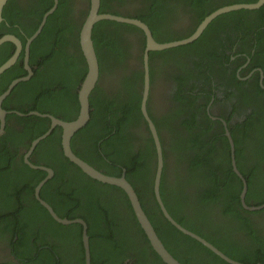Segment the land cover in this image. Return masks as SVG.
I'll return each instance as SVG.
<instances>
[{"label":"trees","instance_id":"trees-1","mask_svg":"<svg viewBox=\"0 0 264 264\" xmlns=\"http://www.w3.org/2000/svg\"><path fill=\"white\" fill-rule=\"evenodd\" d=\"M117 1L123 3L126 0ZM251 1L255 0H143V8H137L134 13L136 18L150 27L156 40L168 41L186 37L206 14L218 6ZM107 2L108 0H100L99 12L120 15L116 11H109L112 6ZM70 3L71 0H58L57 7L47 16L42 31L30 48L29 64L33 68V74L30 79L14 86L2 102L5 110L21 113L37 110L51 113L62 120H71L77 116V91L87 68L80 44V31L84 22L78 25L69 18L68 12L72 11ZM52 4L53 0H28L26 6L22 7L18 0H8L2 9L0 37L14 34L25 44L27 38L37 30L43 13ZM181 9L183 11H178ZM185 11L191 15L190 23H194L188 33L181 35L177 30H163L164 24H170L180 12L186 15ZM134 28L139 29L135 25L112 20H101L95 25L93 40L100 76L110 69L109 63L117 64V60L124 61L126 57H130L127 49L131 48L133 42L127 34ZM224 34L228 38L239 37L250 47L255 46L253 58L264 72V3L256 9L240 8L221 13L208 23L196 39L186 45L150 52L149 61L154 56H162L164 62L171 58L180 66V77H177L180 93H175L174 97L185 108L186 66L191 70L201 67L202 57L209 56L208 47H213L214 39L221 40ZM141 41L144 50L145 36L144 39L141 37ZM14 49L13 42H5L0 46V65L14 53ZM206 50L208 52L204 53ZM216 55L217 52L212 56ZM23 56L24 51L15 64L0 74V94L12 79L26 74ZM183 57H186V62ZM149 70L150 81L154 71L150 64ZM137 75L138 73L120 78L119 87L113 96L96 83L89 96L90 118L85 126L74 133L71 138L72 145L74 146V137L80 135L86 139V148L81 147L82 152L94 159L89 161L98 170L103 168L102 172L114 176H121L126 171V179L134 188L159 238L181 263L191 264L190 253L199 256L202 250L209 256L212 254L214 259L209 257L212 264H232L193 236L178 230L164 218L157 203L156 207L146 206L149 192L154 199L152 188L157 154L153 136L136 131L140 130L136 127L141 126L142 121L145 124L144 120H140L142 73L140 79H135ZM256 88L259 91H251L243 97L240 94L239 103H247L246 99H251L257 108L232 131L237 165L247 179V204L264 202V185L260 187L255 184L254 167L244 169L241 166L245 158L244 149L250 145H253L257 165L258 162H264V99L260 97L263 96L260 93L264 94V91L259 85ZM195 93L201 94L199 91ZM193 104L188 100L189 106L186 110H189L182 122L186 126L187 135L183 137L177 134V138L171 139L173 143H166L161 139L164 153V170L159 188L161 199L180 225L202 235L230 257L245 264H264V237L257 235L249 217L253 212L263 211L264 207L249 210L242 206V181L231 169L229 144L224 130L214 129L213 136L206 133L208 131H205L203 123L208 121L196 122ZM166 115L165 113L161 118L162 124L155 123L156 130L164 129L170 118ZM5 120L7 124L5 123L4 132L0 135V242L7 241L11 254L17 259L15 264H85L82 226L58 223L35 199L34 188L46 177L47 171L33 168L24 160L31 141L48 128L49 118L19 116L13 112L8 113ZM9 120H16L17 127L8 124ZM193 125L198 128L193 129ZM61 131L56 125L39 141L30 160L36 165H47L54 169V175L41 187L40 197L50 203L59 217H78L86 222L92 264H122L128 255L136 258V264H166L151 245L150 251L147 248L149 240L134 215L126 193L118 186L91 178L70 161L64 155ZM220 137L226 141L217 146L215 139ZM139 139L144 141V147L140 146L133 151L132 143ZM177 142H183V149L175 145ZM163 143L169 145L164 147ZM73 150L76 151L74 147ZM168 150L177 160L179 171L181 169L178 165H186L185 194L178 185L168 188L169 182L164 177L170 164ZM218 150L221 151L220 159L211 156ZM77 155L83 159L81 152L77 151ZM258 182L262 183L261 178ZM192 194L193 197L189 198ZM187 198L194 204L195 214L187 213ZM210 217L218 221L210 230L204 231L197 223ZM225 225L231 229L224 231L222 237L215 236L214 234L222 232L220 226ZM239 231L247 236L245 242L226 240L231 233L237 234ZM120 232L126 235L134 232L136 244H141L142 248L138 246L137 251L131 250L128 253L123 245V237L118 236ZM252 239L256 241L255 244H252ZM185 248L188 257L183 253ZM181 254L185 256H180Z\"/></svg>","mask_w":264,"mask_h":264},{"label":"flooded vegetation","instance_id":"flooded-vegetation-1","mask_svg":"<svg viewBox=\"0 0 264 264\" xmlns=\"http://www.w3.org/2000/svg\"><path fill=\"white\" fill-rule=\"evenodd\" d=\"M142 1L143 0H126L123 3H121L120 1L117 0H108L107 4L112 6V9H109V11H116L120 15L136 18L134 10H136L137 8H143ZM27 2L28 0H18V3H20L22 7H25ZM90 4H91L90 0H71L70 7L72 8V11L68 12L69 18L73 22L78 23V25L85 22L86 17L88 16L90 11ZM178 11H183V9ZM191 20H192L191 15L188 12H186V15L180 12L179 15L175 18V20H173L170 24H164L165 28L163 29L162 27V29L166 31L177 30L180 33H182L181 35H183L184 32L188 33L189 29L191 30V27H193L194 23L193 24L190 23ZM152 35L155 38L153 32ZM127 36L133 42L131 48L127 49L130 57H126L124 61L117 60V64L109 63L110 69L102 73L101 76L99 75L100 80L98 79L99 81H97V84L102 86L103 89L106 91V93H108L110 96H113L112 94L116 92L119 87L120 78H123L124 76H131L132 74L138 73L135 79H140V75L142 73V82L140 83L141 84L140 95L142 98L143 77H144V69H145V63L143 57L146 49L143 50L141 37L142 39H144L145 36L146 45H147V37L144 31L141 30L140 28L139 29L134 28L130 33L127 34ZM25 44L23 50L21 51V54L24 51V56L22 60L24 69H25L24 60L26 56ZM208 48H209V56L205 55V57L204 56L202 57L201 67H194L195 70H191L188 66H186V92H185L187 97L186 108L189 106L188 100L194 103L192 106L194 108L193 111L195 118L197 119L196 122L198 123L201 122L202 120L208 121L203 123V126L206 129L205 131H208L206 133H210L212 135L214 129L217 130L219 128H223L224 130L223 133L226 135L227 137L226 139L229 144L228 155H229V160L231 161V169H233L232 160H231L230 139L226 134V128L231 132V135L233 137L232 131L239 125V123L245 121L247 116L251 112H253L252 111L253 109L257 108L256 105L254 106L255 103L254 100L246 99L247 103L244 102L239 103V99L241 93L243 97V95H245L246 93H251V91H259L257 90L256 85H259L264 91V72L262 70V67L257 64L256 59L253 58L255 56L256 47L255 46L250 47V45L247 43L244 44L239 37L237 38L235 36H232L231 38H228L227 35L224 34V37L221 38V40L214 39V46ZM16 49L17 47L15 45L14 52L16 51ZM249 50L250 53L248 54ZM150 52L152 51H149V55ZM207 52L208 50L204 51V53ZM215 52H217L218 55L212 56ZM221 54L222 57H220ZM183 59H184L183 61L186 62V57H183ZM197 59L199 60L198 57ZM146 63L148 67V73L150 71L149 64L154 68V71H152L153 78L149 81V90L146 99L147 113L150 119L152 120V122L154 123V125L157 122L158 123L160 122L162 124L163 120H161V118L165 113L167 114L166 116H170L164 129L157 128L156 131L157 134H159L160 139L163 138L166 143H173L171 139L177 138L178 137L177 134H181L183 135V137L187 135L186 126L183 125L182 122L186 119V114H187L186 111H188L189 109L186 110L185 105L182 102H180L178 98L174 97L175 93H180L177 85V77H180V73H181L180 66L176 61L174 62L173 59L171 58H169L167 62H164L162 60V56L159 57L154 56L150 61L147 59ZM28 64H29V60H28ZM30 67L32 68V66ZM199 68L202 70L200 71ZM149 77H150V73H149ZM197 91H199L201 94H196L195 92ZM205 91L207 92L204 94ZM260 94L264 96L263 93ZM263 96H260L262 100L264 99ZM8 111H16V110H8ZM207 116L209 117L208 120L206 119ZM256 116L257 115H255V117ZM258 119H260V117ZM140 120H144L145 124H143L142 121V125L136 127V129H140V130H136V131L141 132L144 135H151V132L148 128V124L145 121L143 115L142 118H140ZM223 120L225 121V123L223 122ZM5 123L7 124L6 120ZM8 124H11L13 127H17L16 120H9ZM192 128L196 130L198 127L196 125H193ZM60 136H61V132H60ZM85 140L86 139L80 137V135H76L74 137V146L73 145L72 146L76 149V151L74 150L76 154L77 151L81 152L82 154L81 156L83 157V159L85 158L86 160L85 159L84 160L91 164L89 160H94V159H92L90 155L83 153L81 150V147L85 146L86 148ZM215 140L217 146L221 145L222 142L226 141L224 140V138L221 137ZM252 140L255 139L252 138ZM166 143H163L164 147H166V145H169ZM132 145L134 149L133 151H135L140 146L144 147V141L142 139H139L133 142ZM175 145L178 148L183 149V142H177ZM235 149H236V144H235ZM244 150H245L244 151L245 158L241 166L243 165L242 167L244 169L254 167L253 180L257 186L261 187L264 185V162L263 163L258 162L260 166L257 165V159L254 154L253 145L246 146ZM32 154L30 155L29 159H31ZM168 154H170L168 158L170 164H169V168L167 169V174H166V170L164 173V177H166L167 182H169L168 188H172L178 185L183 189V193L185 194L187 193L186 165L185 163H183L182 165H178L181 169V171H179L176 163L177 160L175 159L174 155L169 150H168ZM211 156L220 159L221 151L218 150L217 152H213ZM24 160H25V156H24ZM52 160L55 161V158L54 159L52 158ZM259 167L261 168L257 169ZM100 169L104 171L103 168ZM261 169L262 171H260ZM260 178L262 180V183L258 182ZM193 185L195 188L197 187L196 184L193 183ZM193 195L194 194H192V196L189 195L190 196L189 198L193 197ZM149 197L147 196V199L149 200L147 201L146 206H148V208H152L154 206L156 207L157 199L155 195L153 199L152 195L149 192ZM187 201H189V206H187V213H189V215L192 213L195 214L193 207L194 204L190 200H188V198ZM249 217L252 222V225L257 230V235L264 237V210L260 212L257 211L253 212L252 214L249 215ZM200 221L201 222L197 224H200V226L203 227L205 231V230H210L212 228V225H215L217 223L218 219L210 217L205 221L202 220ZM233 222L234 225H236V221L234 220ZM220 228L222 229V232H218L217 234H214L215 236L222 237L221 235H224V231H229L231 229L230 226L228 227V225H225L223 227L220 226ZM242 235L243 234H241V231L237 232V234L231 233V235H229V237L226 238V240L228 242H235V243L245 242L247 236H245V234L243 236ZM118 236L120 238L123 237L122 240L123 245L128 253H130L131 250L137 251L138 246L142 248L141 244L139 243L136 244L137 238L134 232L130 233L129 235L120 232ZM88 240L90 241L89 236H88ZM251 241L252 244L256 243L254 239H252ZM146 246L147 248L149 247V251H150L151 250L150 244H147ZM146 251H148V249ZM183 253L188 257L187 248L183 250ZM199 253H200L199 256H193L192 253H190L191 264H212L210 261V258L214 259L212 254L211 256H209V254H207L202 250ZM185 255L181 254L180 256H185ZM220 257L223 258L222 256ZM16 262L17 259L11 254V250L9 249L7 241L0 242V264H15ZM122 264H136V258L129 257L128 255L127 258L125 259V262ZM150 264H153V262H151Z\"/></svg>","mask_w":264,"mask_h":264},{"label":"water","instance_id":"water-1","mask_svg":"<svg viewBox=\"0 0 264 264\" xmlns=\"http://www.w3.org/2000/svg\"><path fill=\"white\" fill-rule=\"evenodd\" d=\"M8 0H0V24L3 20L2 18V9L3 6L6 4ZM90 11L88 16L86 17L85 22L82 25L81 31H80V44L81 49L84 54L85 63H86V73L85 76L79 86V89L77 91V97L79 101V111L75 118L71 120H62L57 118V116L48 113V112H39L37 110H32L27 113H21L18 111H7L2 107L3 100L9 95L11 90L14 88L15 85H17L21 81L28 80L32 74L33 70L28 64L29 56H30V48L32 42L37 38V36L42 31L47 16L54 11V9L57 7L58 0H53V4L43 13L41 22L39 26L37 27V30L27 38L26 44H25V60H24V67L27 71L26 75L14 78L7 86V88L0 94V134L4 131L5 127V118L8 113H17L20 116H28V115H35L38 117H47L50 120V126L44 133L33 139L31 142L30 148L27 150L25 154V162L29 164L31 167L36 169H41L44 171H47L46 177H44L42 180L38 182V184L34 188V196L35 199L48 211V213L51 214V216L58 222L64 225L69 224H80L82 226V243H83V249H84V260L85 264H92L91 256H90V248H89V240H88V234H87V225L86 222L82 218H72L69 219L67 217H59L54 208L50 205V203L46 202L44 199L40 197V189L43 186V184L47 181L48 178L54 175V169L49 166L45 165H36L31 162L29 159L30 155L33 153L34 149L38 145L39 141L44 139L52 128L54 126H59L62 129L61 134V140L63 145V151L67 158H69L72 162H74L77 166H79L85 173H87L91 178L96 179L97 181H100L102 183H107L110 185H115L120 187L128 196V199L130 201L131 207L133 209L134 215L137 218L141 228L143 229L144 233L146 234L147 239L149 240V244L151 245L152 249L159 255L163 262L166 264H183L181 263L178 258L173 254H171L167 248L165 247L164 243L159 238L157 232L155 231L150 219L146 215L140 200L130 184L128 180L126 179V171L123 172L121 176H114L109 175L101 170H98L93 165L85 161L84 159L80 158L78 155L74 153L71 147V137L73 134L86 125L90 118V103H89V96L94 89L98 77H99V64L97 59V53L94 45L93 40V30L97 22L101 20H112L117 21L121 23H128L135 25L139 27L141 30L144 31L146 37H147V45L146 50L144 54V63H145V69H144V77H143V89H142V98H141V104L140 109L142 112V115L145 118V121L148 124V128L151 132V135L153 136L155 146H156V154H157V168H156V175L155 179L153 180V191L154 195L157 199V203L159 206V209L164 216V218L172 223L175 227H177L178 230H180L184 234H189L202 242L205 246H207L209 249H211L213 252L217 253L218 255L222 256L224 259L229 261L232 264H245L244 262L237 260L233 257H230L228 254H226L224 251L219 249L217 246H215L212 242L207 240L202 235L196 233L195 231L185 228L182 225H180L177 220L171 215V213L168 212L167 208L165 207L161 196H160V179H162V174L164 170V153H163V147L161 144V139L159 137V134H157L156 128L152 120L150 119L147 110H146V99L148 95L149 90V73H148V67H147V59L149 58V51H159V49H166L173 46H181L186 45V43L193 41L196 39L202 31L205 29V27L208 25V23L214 19L217 15L240 8H247V9H256L259 8L264 3V0H255L251 2H233L229 4H224L221 6L216 7L211 12L206 14L204 18L198 23L196 28L188 35H186L185 38L182 39H174L170 41H157L153 35L150 27L143 22L141 19L137 18H131L123 15L113 14V13H100L99 7H100V0H90ZM5 42H13L17 49L16 51L8 58L6 59L1 65H0V74L4 72L7 68L12 66L18 56L21 54V51L24 48V43L22 40L17 37L14 34H5L2 37H0V46L4 44ZM225 123V121L223 120ZM226 134L228 135L230 139V147H231V160H232V167L233 170L236 172V174L240 177L242 181V188L240 191V201L244 208L249 210H255L264 207V202L259 204H247L245 201V194L247 191V179L244 176V174L239 169L237 162H236V155H235V142L233 140V137L231 135V132L226 128Z\"/></svg>","mask_w":264,"mask_h":264},{"label":"clouds","instance_id":"clouds-1","mask_svg":"<svg viewBox=\"0 0 264 264\" xmlns=\"http://www.w3.org/2000/svg\"><path fill=\"white\" fill-rule=\"evenodd\" d=\"M49 126H50V120H49ZM49 126H48V127H49ZM54 127H55V126H54ZM54 127H53V128H54ZM53 128H52V129H53ZM47 129H48V128H47ZM47 129H46V130H47ZM46 130H45V131H46ZM61 130H62V129H61ZM51 131H52V130H51ZM51 131H50V132H51ZM61 134H62V131H61ZM73 135H74V134H73ZM159 137H160V136H159ZM71 138H72V137H71ZM70 140H71V139H70ZM62 147H63V145H62ZM71 147H72V140H71ZM72 150H73V147H72ZM73 151H74V150H73ZM26 152H27V150H26ZM74 153H75V152H74ZM75 154H76V153H75ZM64 155H65V154H64ZM76 155H77V154H76ZM80 158H81V157H80ZM70 161H71V160H70ZM73 163H74V162H73ZM95 168H96V167H95ZM86 174H87V173H86ZM87 175H88V174H87Z\"/></svg>","mask_w":264,"mask_h":264}]
</instances>
